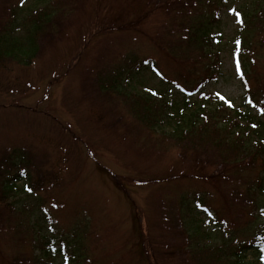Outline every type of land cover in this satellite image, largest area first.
<instances>
[{
  "label": "trees",
  "instance_id": "trees-1",
  "mask_svg": "<svg viewBox=\"0 0 264 264\" xmlns=\"http://www.w3.org/2000/svg\"><path fill=\"white\" fill-rule=\"evenodd\" d=\"M20 1L0 0L1 75L10 72L12 62L28 65L26 61L29 63L32 58L25 56L32 54L17 55L19 47L26 48L28 44L38 53L41 40L53 42L55 35H60L72 17L80 13L86 0L52 1L45 10L28 13V18L23 20L18 15ZM41 1L50 0H34ZM92 1L94 10L85 17L80 29L87 25L89 39L84 41L81 51L84 65L94 77L85 75L83 85L104 89L118 84L130 89L128 84L136 80L133 85L144 87L140 80L147 63L142 58H154L155 77L157 74L167 78L169 81L165 82L171 88L170 98L167 92L160 98L149 96L150 100L138 95L128 104L121 97L109 99L101 93L96 96L98 105L104 109L99 117L104 113L103 117L116 119L119 112L131 113L133 119L127 124L117 120L125 129V138L131 140L130 145H146L143 148H153L154 152L172 157L173 174L166 176V183L179 185L185 180L204 183L222 200L221 206H215L211 193L201 196L185 188L179 194H170L175 200L153 206L154 220L162 224L159 237L165 243H155L153 260L145 254L150 260L148 264H157L159 255L168 254L171 243L183 264H264V226L258 224L264 215V0H237L239 4L232 10L239 19L229 42L237 77L245 89L241 104H234L215 90H205L206 83L217 81L221 75V54L227 41L220 27L225 11L230 10V0ZM23 28L25 33L21 35ZM67 35L71 36L68 32ZM102 35L105 37L101 41L96 40ZM130 45L139 52L125 50ZM153 47L176 64L166 58L159 64L152 55L154 50L149 51ZM122 101L124 107L118 108ZM158 143L161 150L157 149ZM26 151L33 155L31 149L0 152V264H51L61 252L73 259L69 247L71 233L63 249L58 250L55 238L40 231L38 234L35 225L29 223L31 213L25 203L10 201L15 195L25 194L17 181L24 178L20 171L26 166L37 174L31 190L49 192L40 196V206H48L45 212L55 209L51 192L63 185L51 170L39 172L45 165L39 163L41 159L28 163L31 157ZM207 151H212L213 159ZM87 155L95 158L90 152ZM94 161L102 173L115 179L125 194L124 180ZM194 203L200 210L206 208L212 212L211 227L201 224L203 218L198 216ZM133 207L132 221L137 223L142 214L135 204ZM184 217L186 231L181 226ZM175 227H181L178 238L168 243L165 233ZM90 236V230H83L81 240ZM38 249L40 255L36 253ZM157 249L162 254H157ZM249 253L253 255L251 259H247ZM94 259H97L95 255L86 256L85 261L96 264ZM73 260V264H81L78 257Z\"/></svg>",
  "mask_w": 264,
  "mask_h": 264
},
{
  "label": "rangeland",
  "instance_id": "rangeland-1",
  "mask_svg": "<svg viewBox=\"0 0 264 264\" xmlns=\"http://www.w3.org/2000/svg\"><path fill=\"white\" fill-rule=\"evenodd\" d=\"M52 1L57 2L50 0L36 3L34 0H23L19 15L25 18L30 8L31 13L39 11L40 8L45 10ZM84 2L80 13L72 17L60 35H55L53 42L41 40L38 53L28 44L26 48L24 45L19 47L17 55L22 52L36 54L34 57L25 56L32 58L29 63L26 61L28 65L12 62L9 65L10 72L0 74V152L14 148L31 149L32 156L31 152L26 151L31 157L28 163L41 159L39 163H45L46 166L41 167L39 172L51 170L63 184L51 192L56 203L55 210H51L52 215H49L41 208L46 205L40 206L39 203L40 196L49 192L29 190L37 174L26 166L22 168L25 170L24 178L17 181L25 194L15 195L10 201L20 200L25 203L31 213V222L41 233L58 240L57 248H62L60 241L68 242L71 233L70 254L73 259L78 257L81 264H84L86 256L94 255L98 259H94L96 264H148L150 260L145 254L153 260V252L157 248L155 243L162 242L159 237L162 224L157 219L154 220L153 206L169 199L175 200L170 194H179L185 188L193 189L201 196L211 193L215 206H221L222 200L211 186L204 183H188V180L179 185L166 183V176L173 174L170 170L174 165L172 157L154 152L153 148H143L146 145H130L131 140L125 138V129L117 120L127 124V121L133 119L131 113L119 112L116 119L103 117L104 113L103 119L99 117L104 109L98 105L96 96L101 93L109 99L121 97L128 104L135 101L138 95H144L145 100H150L149 96L160 98L167 92V98H170L171 88L162 78L155 77L154 58H142L147 63L144 67L145 75L140 80L144 87L133 85L136 80L128 84L130 89L118 84L104 89H93L87 83L83 85L85 75L94 77L84 65L82 53V44L89 39L86 35L87 25L80 29L85 17L94 10V1ZM230 2V10L228 13L225 11V20L220 27L225 31L227 41L221 54V75L217 81L206 83L205 90H215L234 101V104H241L245 89L237 77V68L231 54L232 45L229 42L238 27L235 19L233 21L231 9H235L239 2ZM73 28L80 30L79 33ZM105 35L98 36L96 40L101 41ZM125 50L139 52L136 46L131 45ZM151 50H154L152 55L158 58L159 64L160 61L169 59L161 51H156V48H150L149 51ZM136 55L139 58V55ZM171 64L175 65L173 61ZM125 94L126 98H123ZM120 107H124L123 101L118 103V108ZM104 121L113 128H109ZM157 149L161 150V144L158 143ZM87 152L95 155V158L89 157ZM207 154L212 155L213 159L212 151H207ZM94 159L124 180L122 187L125 194L118 188L115 179H110L99 170ZM24 184L28 190L25 189L26 186L23 187ZM223 190L224 186L221 188L222 192ZM134 204L142 214L137 223L132 221ZM193 215L197 216L195 212ZM199 217L204 219L205 216ZM46 220L54 222L47 225ZM185 223L186 217L181 224L186 231L188 227L184 226ZM201 224L208 225L204 222ZM258 224L264 226V215L259 218ZM178 229L181 227H175L170 233H165L168 243L177 240ZM83 230H90L91 236L81 240ZM97 234L100 235L96 237ZM38 252L37 250L36 253ZM157 252L162 254L158 249ZM166 253L168 254L157 257V264H183L177 258L172 243ZM252 257L249 253L247 259ZM66 260L68 264L73 261L69 258ZM66 260L61 252L51 264H67Z\"/></svg>",
  "mask_w": 264,
  "mask_h": 264
}]
</instances>
